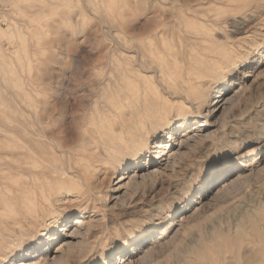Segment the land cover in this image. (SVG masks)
Returning a JSON list of instances; mask_svg holds the SVG:
<instances>
[{
    "label": "rangeland",
    "instance_id": "obj_1",
    "mask_svg": "<svg viewBox=\"0 0 264 264\" xmlns=\"http://www.w3.org/2000/svg\"><path fill=\"white\" fill-rule=\"evenodd\" d=\"M171 1L189 5L197 0ZM257 2L234 0L231 8L212 13L228 20L224 27L231 32L240 67L199 84L207 109L223 106L211 126L194 132L201 120L174 98L169 75L139 78L153 92L150 98L160 101V126L142 123L144 141L130 143L115 160L90 171L94 195L73 177L46 187L48 203L41 208L42 198L37 201L43 215L27 229L49 243L40 253L23 252V246L0 264H50L54 257L55 264H107L114 243L125 236L137 243L120 264H246L247 255L264 249V3L257 10ZM159 7L156 0H0V227L12 212L7 199L22 190L25 180L19 158L12 155L20 145L9 142L6 133L7 118L20 116L25 90L48 89L49 95L40 98L42 109L52 113L45 140L53 139L61 149L77 143L85 123L103 124L100 132L113 133L123 116L130 120L118 97L122 13L135 20V33L148 45ZM134 8L143 15L132 13ZM189 21L194 28L197 22ZM231 21L240 27L233 29ZM217 33L225 42L226 32ZM139 86L130 84L127 92ZM93 148L101 152L102 143L97 139ZM231 154H237L239 164L215 182L206 179L208 162ZM206 183L205 193L199 191ZM118 187L122 190L114 191ZM21 206L35 213L33 204ZM82 216L87 223L75 226ZM28 256L35 258L25 260Z\"/></svg>",
    "mask_w": 264,
    "mask_h": 264
},
{
    "label": "bare ground",
    "instance_id": "obj_2",
    "mask_svg": "<svg viewBox=\"0 0 264 264\" xmlns=\"http://www.w3.org/2000/svg\"><path fill=\"white\" fill-rule=\"evenodd\" d=\"M156 1L160 7L153 12L156 27L149 36L148 45L143 44L139 40L138 35L134 31L136 29L135 20L129 21L127 11L122 13L118 29L121 36L117 44L120 47L123 58L121 77L123 88L120 90L118 97L124 112H128L129 121L123 116L118 129L110 134L100 132L103 124L92 123L89 125L85 123L81 127L82 132L78 134L77 143L67 150L61 149L59 145L57 147L56 142L52 141L53 139L46 141V126L49 123L47 121L50 120L52 113L49 110L42 109L41 104L43 102L40 98L49 95V91L41 86L25 90L24 99L20 104L21 113L19 118L13 114L7 118V139L11 143L20 145V152L12 155L19 158L25 180L22 190H18L6 201L12 212L10 214L7 213L6 217L9 220L0 227V262H6L9 259L10 253L23 248L25 237L28 235L27 227L33 226L35 221L43 215V210L38 208L37 201H41L42 198L41 208L49 201L44 191L46 187H49L54 181L63 179L61 177H73L79 182V186L86 190V193L88 191L94 195L90 187V171L100 163L108 164L115 160L120 152L127 151V146L130 143L133 145L141 139L144 141L143 131L140 126L142 123L147 122L153 126H160V101L150 98L149 94L153 92L145 87L143 88L140 85L139 78H144V80L147 77L156 79L162 75L172 77L174 84L171 87L174 89V98L179 99L182 106L190 108L191 111L194 110L198 119L201 120L200 127L194 129L196 133L202 132L200 130L202 128L211 126L214 114L223 108V106L217 104L214 110L207 109L205 93L199 84L204 80H214L220 76L222 77V72L224 71L230 72L232 69L240 67L239 62L234 58L233 50L235 42L231 38V32L224 27L228 23V20L221 22L217 13L212 14L216 11L217 7L231 8V3L234 0H197L189 5H180L171 0ZM256 1L258 2L254 9L258 10V7H262L264 0ZM131 11L134 14L140 13L143 15L142 10L139 8H134ZM189 20L197 22L194 28H189ZM169 25L172 26L171 29H164V27ZM230 25L233 29L239 26L235 21L234 23L231 21ZM109 29L108 31H110ZM112 30H115V28ZM221 30L226 32L225 42L220 41L216 37L218 36L217 31ZM129 32H131L130 35ZM130 84L140 86L137 87L136 91L129 93L127 92V88ZM205 109H207L206 112ZM120 115L122 117V114ZM193 124L197 123L193 122ZM97 139L102 143L101 152H94L93 145L97 142ZM147 142L148 139L145 140L144 145H147ZM218 177L219 175L213 179V182ZM209 183L203 184L199 191L205 193L207 188H209ZM32 185H35L33 190L31 189ZM121 190V187L114 189L116 192ZM32 191H34L33 194L36 197L31 199L30 194H32ZM96 199L98 200V198ZM43 200L44 204H42ZM2 201L0 198V202ZM21 204L27 206L33 204V210L36 209L35 213H31L29 209L23 211ZM86 223L85 218L82 216L76 220L74 225L78 226ZM76 230L75 232L71 231L72 233L69 238L77 235ZM240 234L241 232L238 235L241 236ZM60 249L62 251L65 249V246ZM209 249L211 250V248ZM249 255H247L246 264L264 263V249L258 250L254 255H250V257ZM67 258L68 253L61 260H67ZM50 262V264H55L57 258H52ZM36 264H40V262Z\"/></svg>",
    "mask_w": 264,
    "mask_h": 264
},
{
    "label": "snow or ice",
    "instance_id": "obj_3",
    "mask_svg": "<svg viewBox=\"0 0 264 264\" xmlns=\"http://www.w3.org/2000/svg\"><path fill=\"white\" fill-rule=\"evenodd\" d=\"M223 79V77H220ZM252 145H247L246 147H251ZM245 148H241V152H243ZM237 154H231L225 157H221L219 159H213L208 162L207 168V176L206 179L209 181L213 180L217 175L227 172L231 170L234 166L239 164V161L236 159ZM55 223V221H52ZM64 222H69L68 218H65ZM151 226L145 228L147 232ZM49 243L47 237L39 232H30L25 237V243L23 252L33 251L36 253H40L42 249ZM137 243L136 239H129L127 236L123 237L122 239L116 240L114 243L111 252L108 255L107 264H120L121 258H125L126 260V253L129 248ZM22 255V253H21ZM35 257H24L25 260L34 259ZM103 264V262H100Z\"/></svg>",
    "mask_w": 264,
    "mask_h": 264
}]
</instances>
